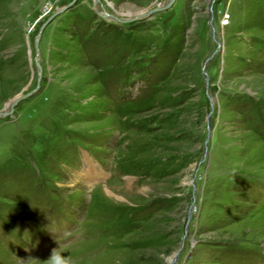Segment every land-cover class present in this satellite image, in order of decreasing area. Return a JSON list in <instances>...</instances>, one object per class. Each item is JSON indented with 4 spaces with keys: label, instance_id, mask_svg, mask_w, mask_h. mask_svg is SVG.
I'll use <instances>...</instances> for the list:
<instances>
[{
    "label": "rangeland",
    "instance_id": "1",
    "mask_svg": "<svg viewBox=\"0 0 264 264\" xmlns=\"http://www.w3.org/2000/svg\"><path fill=\"white\" fill-rule=\"evenodd\" d=\"M94 1L0 0V264H264V0Z\"/></svg>",
    "mask_w": 264,
    "mask_h": 264
},
{
    "label": "water",
    "instance_id": "2",
    "mask_svg": "<svg viewBox=\"0 0 264 264\" xmlns=\"http://www.w3.org/2000/svg\"><path fill=\"white\" fill-rule=\"evenodd\" d=\"M73 1H74V0H73ZM97 2H98V0H95V1H94V7H96ZM174 2H175V0H169L168 3H167V5H166L165 7H163V8H158V9H153V10H151V11H147L146 13H143V14H141L140 16H137V17H144V16H146V15H150V14L155 13V12H157V11L166 10V9H168L171 5H173ZM94 9H95V8H94ZM95 11H96V9H95ZM59 12H60V11H56L54 14H52V15L47 19V21H46L45 23H43V24L40 26V28H39V30H38L37 37H36V39H35V41H34V48H35V65H36L37 69H39V65H38V57H39V53H38V43H39L40 36H41V34H42L44 28L48 25V23H50V22L52 21V19H54V17H56L57 14H59ZM96 14H97L98 16L102 17V18H111V16H109V15L106 14V13H104V15H102L100 12L96 11ZM112 18H113V17H112ZM114 19H115L117 22H120V23L125 22L124 20H120V19H116V18H114ZM37 78H38V80H40V75H39V74H38V77H37ZM37 89H38V87H36L35 90H37ZM34 93H35V91H32V92L26 93V94H24V95H22V96H20V97H18V98H16V99H14V100H13L12 102H10V104H9L10 111H8V112H0V117H6V116H8L9 114H11L13 108L18 104V102H19L20 100L25 99V98H28L29 96L33 95ZM189 214H190V211L188 212V216H189ZM175 256H176V254H175ZM175 256H174V257H175ZM174 257H172V259H171V261L169 262V264H171V263L174 262V260H175Z\"/></svg>",
    "mask_w": 264,
    "mask_h": 264
},
{
    "label": "clouds",
    "instance_id": "3",
    "mask_svg": "<svg viewBox=\"0 0 264 264\" xmlns=\"http://www.w3.org/2000/svg\"><path fill=\"white\" fill-rule=\"evenodd\" d=\"M27 251V249H25ZM44 264H71L70 257L63 255L59 247L51 251L49 258L44 261Z\"/></svg>",
    "mask_w": 264,
    "mask_h": 264
},
{
    "label": "bare ground",
    "instance_id": "4",
    "mask_svg": "<svg viewBox=\"0 0 264 264\" xmlns=\"http://www.w3.org/2000/svg\"><path fill=\"white\" fill-rule=\"evenodd\" d=\"M102 14L104 15V13H102ZM142 14H143V13H142ZM139 15H140V14H139ZM139 15H137V16H139ZM15 99H16V98H15ZM11 102H12V101H11ZM9 104H10V103H9ZM171 259H172V258H171ZM170 261H171V260H170ZM170 261H169V262H170Z\"/></svg>",
    "mask_w": 264,
    "mask_h": 264
},
{
    "label": "built area",
    "instance_id": "5",
    "mask_svg": "<svg viewBox=\"0 0 264 264\" xmlns=\"http://www.w3.org/2000/svg\"><path fill=\"white\" fill-rule=\"evenodd\" d=\"M227 20H228V19H227V18H225V19H224V23H225Z\"/></svg>",
    "mask_w": 264,
    "mask_h": 264
}]
</instances>
